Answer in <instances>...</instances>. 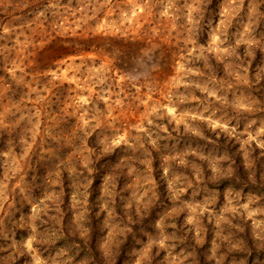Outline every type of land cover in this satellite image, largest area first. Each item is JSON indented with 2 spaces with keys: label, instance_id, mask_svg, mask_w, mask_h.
Listing matches in <instances>:
<instances>
[{
  "label": "rangeland",
  "instance_id": "374dc122",
  "mask_svg": "<svg viewBox=\"0 0 264 264\" xmlns=\"http://www.w3.org/2000/svg\"><path fill=\"white\" fill-rule=\"evenodd\" d=\"M249 255L264 0H0V264Z\"/></svg>",
  "mask_w": 264,
  "mask_h": 264
},
{
  "label": "trees",
  "instance_id": "16d2710c",
  "mask_svg": "<svg viewBox=\"0 0 264 264\" xmlns=\"http://www.w3.org/2000/svg\"><path fill=\"white\" fill-rule=\"evenodd\" d=\"M93 46V48H95V45H92ZM88 51H89V49H87ZM233 180L235 181L236 180V178H235V175L233 176ZM260 260V259H259ZM256 261V256H254V255H249V257H248V264H254V262Z\"/></svg>",
  "mask_w": 264,
  "mask_h": 264
}]
</instances>
